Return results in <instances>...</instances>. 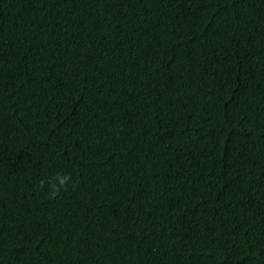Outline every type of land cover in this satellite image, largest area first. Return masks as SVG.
<instances>
[{"label": "trees", "instance_id": "obj_1", "mask_svg": "<svg viewBox=\"0 0 264 264\" xmlns=\"http://www.w3.org/2000/svg\"><path fill=\"white\" fill-rule=\"evenodd\" d=\"M0 264H264V0H0Z\"/></svg>", "mask_w": 264, "mask_h": 264}]
</instances>
